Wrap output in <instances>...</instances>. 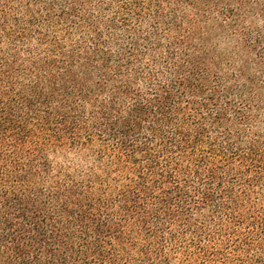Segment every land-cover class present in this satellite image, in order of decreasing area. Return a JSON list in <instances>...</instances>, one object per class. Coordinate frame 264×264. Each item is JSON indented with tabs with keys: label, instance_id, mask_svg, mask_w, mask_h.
Segmentation results:
<instances>
[{
	"label": "trees",
	"instance_id": "trees-1",
	"mask_svg": "<svg viewBox=\"0 0 264 264\" xmlns=\"http://www.w3.org/2000/svg\"><path fill=\"white\" fill-rule=\"evenodd\" d=\"M174 4L0 0V264H264V86L211 76Z\"/></svg>",
	"mask_w": 264,
	"mask_h": 264
},
{
	"label": "rangeland",
	"instance_id": "rangeland-1",
	"mask_svg": "<svg viewBox=\"0 0 264 264\" xmlns=\"http://www.w3.org/2000/svg\"><path fill=\"white\" fill-rule=\"evenodd\" d=\"M175 1H179L180 5L162 7L164 14H169L173 8L178 10L175 24L180 28V35L173 34L171 37L194 33L196 41L202 43L197 53L201 55L205 52L206 56L208 54L211 76L218 74L224 83L234 88L264 86V53L255 50L249 37L241 34L240 28H233L236 24L241 27H248L253 22L264 24V19L256 9L251 7L250 14L246 10H242V13L239 11L242 17L235 19L230 9L232 5L224 0ZM171 19L170 17L166 20ZM150 23L155 24V21ZM144 27L147 29L146 25ZM242 100L245 103L253 101L248 94Z\"/></svg>",
	"mask_w": 264,
	"mask_h": 264
}]
</instances>
